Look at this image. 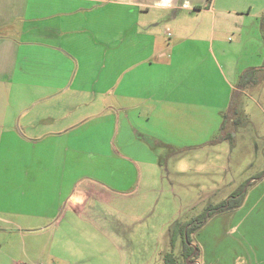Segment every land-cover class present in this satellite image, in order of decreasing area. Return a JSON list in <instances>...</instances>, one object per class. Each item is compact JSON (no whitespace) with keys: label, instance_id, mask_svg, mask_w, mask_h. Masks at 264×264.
<instances>
[{"label":"rangeland","instance_id":"1","mask_svg":"<svg viewBox=\"0 0 264 264\" xmlns=\"http://www.w3.org/2000/svg\"><path fill=\"white\" fill-rule=\"evenodd\" d=\"M243 9L245 2L235 8ZM200 18L195 27H210ZM253 21L240 39L227 28L214 39L224 78L235 88L232 114L157 103L141 110L115 93L110 65L97 81L86 77L89 90L80 97L30 84L21 92L12 85L9 96L1 85L0 264H164L168 253L188 262L181 239L172 249V229L226 203L264 169V43L256 41ZM117 48L113 59L122 57ZM127 54L131 48L124 51L131 60ZM249 66H261L258 84L239 90ZM210 87L199 92L223 97L222 88ZM7 118H16L10 127ZM236 217L232 210L214 215L192 245L217 241Z\"/></svg>","mask_w":264,"mask_h":264},{"label":"crops","instance_id":"2","mask_svg":"<svg viewBox=\"0 0 264 264\" xmlns=\"http://www.w3.org/2000/svg\"><path fill=\"white\" fill-rule=\"evenodd\" d=\"M240 2L248 12L235 10ZM253 8L264 16V0H0V86L9 96L12 85L21 92L30 84L45 94L80 97L89 90L86 77L94 74L97 81L110 65L117 74L115 93L137 101L141 110L157 103L232 114L235 88L224 78L214 39L224 28L242 38L253 19L260 32L254 37L263 45L262 17ZM196 16L209 19L210 27H195ZM15 28L17 39L11 36ZM116 48L122 57L113 59ZM127 48L131 60L124 58ZM208 84L222 88L223 97L201 94ZM246 181L243 204L232 210L236 221L218 230L217 241L199 244L194 264H264V169Z\"/></svg>","mask_w":264,"mask_h":264},{"label":"trees","instance_id":"3","mask_svg":"<svg viewBox=\"0 0 264 264\" xmlns=\"http://www.w3.org/2000/svg\"><path fill=\"white\" fill-rule=\"evenodd\" d=\"M261 24H262V32H263L262 38L264 40V16L261 19ZM257 71H258V68L256 67L245 70V72L241 74L236 88L239 90H244L248 86H256L258 84V80L255 77ZM227 120H228V117H226L225 121L227 122ZM223 128H224V125H223ZM229 137L231 136L228 134L226 138H229ZM244 188H242V190H240L239 192L235 193L232 197H230V199L226 203L216 205L214 207H210L206 213L202 214L199 218L195 219L194 221H191L189 224L187 223L182 226L176 225V227H174L171 231L172 249L176 248L177 240L181 239L183 243V247H184L183 257L185 259L189 258V262L193 264L192 262L194 258H197V256H199L200 249L198 246L194 247L192 245V241H191L192 236L198 230H200L204 226V224L209 222L211 217H213L214 215L221 213V212L233 210L241 206L244 201V193L242 192ZM175 228H177V230ZM173 255H174L173 253L172 254L168 253L167 255H165L164 264H180ZM184 264H188V262H185Z\"/></svg>","mask_w":264,"mask_h":264},{"label":"water","instance_id":"4","mask_svg":"<svg viewBox=\"0 0 264 264\" xmlns=\"http://www.w3.org/2000/svg\"><path fill=\"white\" fill-rule=\"evenodd\" d=\"M188 264H191V263L189 262V258H188Z\"/></svg>","mask_w":264,"mask_h":264}]
</instances>
